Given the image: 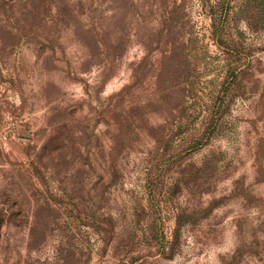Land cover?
<instances>
[{
  "label": "rangeland",
  "instance_id": "1",
  "mask_svg": "<svg viewBox=\"0 0 264 264\" xmlns=\"http://www.w3.org/2000/svg\"><path fill=\"white\" fill-rule=\"evenodd\" d=\"M0 264H264V0H0Z\"/></svg>",
  "mask_w": 264,
  "mask_h": 264
}]
</instances>
